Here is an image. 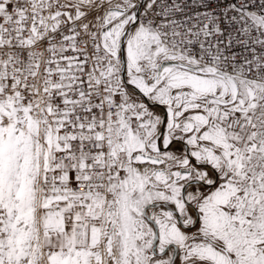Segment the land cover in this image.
Masks as SVG:
<instances>
[{"label": "snow or ice", "instance_id": "snow-or-ice-1", "mask_svg": "<svg viewBox=\"0 0 264 264\" xmlns=\"http://www.w3.org/2000/svg\"><path fill=\"white\" fill-rule=\"evenodd\" d=\"M0 264H264V0H0Z\"/></svg>", "mask_w": 264, "mask_h": 264}]
</instances>
